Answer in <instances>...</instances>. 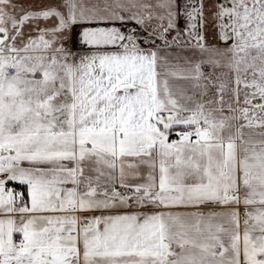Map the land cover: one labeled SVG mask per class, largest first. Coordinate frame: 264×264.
Listing matches in <instances>:
<instances>
[{"label":"snow or ice","instance_id":"obj_1","mask_svg":"<svg viewBox=\"0 0 264 264\" xmlns=\"http://www.w3.org/2000/svg\"><path fill=\"white\" fill-rule=\"evenodd\" d=\"M0 264H264V0H0Z\"/></svg>","mask_w":264,"mask_h":264}]
</instances>
